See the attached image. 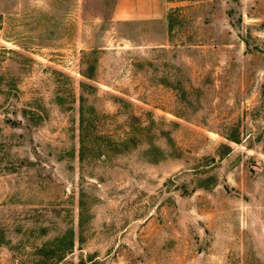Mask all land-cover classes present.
Listing matches in <instances>:
<instances>
[{
    "label": "rangeland",
    "instance_id": "rangeland-1",
    "mask_svg": "<svg viewBox=\"0 0 264 264\" xmlns=\"http://www.w3.org/2000/svg\"><path fill=\"white\" fill-rule=\"evenodd\" d=\"M116 1L0 0V264H264V0Z\"/></svg>",
    "mask_w": 264,
    "mask_h": 264
},
{
    "label": "trees",
    "instance_id": "trees-1",
    "mask_svg": "<svg viewBox=\"0 0 264 264\" xmlns=\"http://www.w3.org/2000/svg\"><path fill=\"white\" fill-rule=\"evenodd\" d=\"M92 78V76H91ZM85 103L82 100L80 109V133L81 142L84 144L86 137L89 133L90 118L86 117ZM44 245L39 249V254L42 256L41 260H36L33 264H56L57 262L63 260L65 255L73 249L74 239L73 231L70 230L63 236L57 239V244Z\"/></svg>",
    "mask_w": 264,
    "mask_h": 264
},
{
    "label": "crops",
    "instance_id": "crops-1",
    "mask_svg": "<svg viewBox=\"0 0 264 264\" xmlns=\"http://www.w3.org/2000/svg\"><path fill=\"white\" fill-rule=\"evenodd\" d=\"M165 4L166 0H117L114 20L159 19L165 14Z\"/></svg>",
    "mask_w": 264,
    "mask_h": 264
}]
</instances>
